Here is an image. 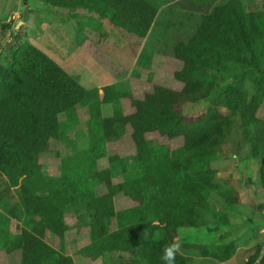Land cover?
I'll return each mask as SVG.
<instances>
[{"label": "trees", "instance_id": "obj_1", "mask_svg": "<svg viewBox=\"0 0 264 264\" xmlns=\"http://www.w3.org/2000/svg\"><path fill=\"white\" fill-rule=\"evenodd\" d=\"M191 1L202 11L200 21L187 41L178 39L173 46V58L180 63L173 78L180 91L154 85L134 99L136 82L131 77L85 89L46 54L15 36L14 49L1 52L0 255L18 256L8 264H76L65 245L70 227L64 219L71 210L78 214L75 233L87 230V243L76 255L103 264H163L164 249L174 244L180 245L174 264H188L192 258L228 264L235 256L233 239H224L218 249L210 243H179L177 236L190 230L210 237L218 226L230 228L227 212L240 199L215 183L212 164L218 147L237 131L239 119L245 124L246 142L261 158L264 192V120L250 119L254 101L248 104L244 88L250 83L257 96H264V5L261 12H252L240 0L216 6L215 0ZM51 5L86 10L84 23L95 31L100 28L91 14H99L113 29L141 42L155 24L161 0H56ZM183 17L182 28L192 16ZM103 37L108 38L106 33ZM151 58L152 52L143 47L134 67L150 70ZM220 75L233 80L222 101L207 103L201 116L188 118L189 108L208 102L217 90ZM126 98L133 109L125 113ZM105 105L112 106L107 117L102 114ZM80 109L87 115L83 128ZM149 134L167 143L150 140ZM65 135L70 145L85 140L86 155L63 164L59 180L46 175L39 156L50 140L63 142ZM125 136L134 154L108 155V141ZM105 158L106 164L100 165ZM121 195L132 204L116 210L115 199ZM206 218L213 228L204 227ZM12 221L21 225L19 234L10 232ZM241 264H264V246L257 245Z\"/></svg>", "mask_w": 264, "mask_h": 264}, {"label": "rangeland", "instance_id": "obj_2", "mask_svg": "<svg viewBox=\"0 0 264 264\" xmlns=\"http://www.w3.org/2000/svg\"><path fill=\"white\" fill-rule=\"evenodd\" d=\"M51 1L56 0H0V54L5 44L14 42L13 36H15L21 42L31 44L46 54L85 89L100 84H112L117 80L119 83L126 82L127 78L121 80L119 77L128 73L131 80L136 82L131 93V97L134 99H141L142 95L150 92L154 85H161L173 91L181 90V84L173 78V72L180 69V63L173 58V46L178 39L187 41L200 21L202 11L195 9L191 0H161V8L155 24L150 27L146 39L141 42L123 30L113 29L108 19L101 18L99 14L95 13L91 14V17L94 18L97 28L100 29L90 30L87 28L88 24L84 23V17L89 15L86 10L71 11L52 7ZM228 1L230 0H215L213 6ZM240 1L249 11L261 12L263 10L264 0ZM170 7L173 13L170 11ZM211 8L212 6H210ZM184 15L192 16V18L186 21L182 28V24L179 22L184 19ZM194 22L197 23L193 26L190 25ZM169 23L179 24L180 27L176 26L175 29H172ZM178 30L182 32L177 33ZM103 33H106L108 38L104 39ZM14 47L15 42L7 53L9 54ZM141 47L152 52L150 70L140 69L137 66L130 69L132 58ZM141 50L138 51L141 52ZM138 75L141 77L140 79L137 78ZM232 83V78L220 75L219 87L208 102L187 108L188 118L201 116L206 111L207 103L218 105L222 101L223 90ZM125 86L123 85V87ZM244 88L248 92V104L254 101L250 119L264 120V96H257V89L250 83H245ZM130 99L126 98L122 101L125 113L133 109ZM78 112L79 127L83 128L84 121L87 119L86 111L80 109ZM102 114L104 117L110 116L112 106H103ZM244 130L245 124L239 119L237 131L227 143L218 147L217 158L212 164L217 175L215 183L233 191L228 193L240 199V205L227 212L226 217L231 225L230 228L223 230L218 226L216 234L210 237L204 233L198 235L190 230L180 231L177 236L179 243H210L218 249H222L224 239L235 240V256L228 264H241L248 258V255L252 254L257 245L264 246V192L260 185L259 175L261 158L255 157L257 155L246 142ZM66 135L63 136V142L50 140L47 151L39 156V164L46 175L59 180H61L63 164L66 167L67 161H77L81 154L86 155L85 140L83 146L80 142L77 144L73 142L70 145L67 141L69 137L66 138ZM147 137L150 140L166 142L160 140L157 134H149ZM107 151L108 155L118 154L122 158L134 154L128 136L120 140L108 141ZM106 161L105 158L99 161V164H106ZM115 201L116 210L127 208L132 204L129 198L125 197L124 200L122 195L118 196ZM214 207L216 210L220 209L218 205H214ZM72 214L65 215L64 219V224L70 227L65 244L67 255L73 258L76 264H103L101 260L93 261L76 255L75 251L87 243L84 237L87 230L83 228L85 234L82 233L79 236L75 233L74 228L79 222L78 214L73 211ZM211 225L210 220L206 218L204 227L211 229L213 228ZM15 226L16 221H12V233L17 232ZM73 238H76L75 241L70 242ZM44 240L49 245L55 246L49 236ZM15 259L17 256L0 255V264H8L10 260L14 261ZM122 259L125 261L127 254H124ZM188 264L206 263L203 258H192Z\"/></svg>", "mask_w": 264, "mask_h": 264}, {"label": "crops", "instance_id": "obj_3", "mask_svg": "<svg viewBox=\"0 0 264 264\" xmlns=\"http://www.w3.org/2000/svg\"><path fill=\"white\" fill-rule=\"evenodd\" d=\"M163 7V6H162ZM160 8H161V6H160ZM160 10V9H159ZM145 39H146V37H145ZM145 39H143V41L145 40ZM141 45V44H140ZM142 48V47H141ZM141 48H138V50L140 51L141 50ZM136 51V54L134 55V58H132V62H131V68L130 69H133L134 68V64H135V61H136V59H137V57H138V55H139V51ZM130 77V75L127 73L126 75H125V77H123L121 80H123V79H125V78H129ZM117 82H119V80H117V81H114V82H112V83H117ZM108 84H110V83H107V84H104V85H108ZM104 85H102V84H100V85H98L97 87H95V88H101L102 86H104ZM72 211L73 210H71L70 212H71V214H68V215H73L72 214ZM74 212V211H73ZM74 213H76V212H74ZM11 225H12V223H11ZM16 233H12V230H11V227H10V232L13 234V235H15V234H19L20 233V230H21V225L18 223V222H16ZM74 231H76V229L74 228ZM47 237V236H46ZM45 237V238H46ZM44 238V239H45ZM75 239L76 238H73V239H71V241L70 242H72V241H75ZM51 245V244H50ZM52 246V245H51ZM52 247H54V248H56L55 246H52ZM76 252V251H75ZM8 256H15V255H8ZM17 256V255H16ZM18 257V256H17Z\"/></svg>", "mask_w": 264, "mask_h": 264}, {"label": "clouds", "instance_id": "obj_4", "mask_svg": "<svg viewBox=\"0 0 264 264\" xmlns=\"http://www.w3.org/2000/svg\"><path fill=\"white\" fill-rule=\"evenodd\" d=\"M179 248V244L166 247L161 256L163 264H174L175 254L179 251Z\"/></svg>", "mask_w": 264, "mask_h": 264}, {"label": "water", "instance_id": "obj_5", "mask_svg": "<svg viewBox=\"0 0 264 264\" xmlns=\"http://www.w3.org/2000/svg\"><path fill=\"white\" fill-rule=\"evenodd\" d=\"M13 44H14L13 41H12L11 43H7V44H5V45H4V48H3V52H4V53L8 52V51L11 49V47H12Z\"/></svg>", "mask_w": 264, "mask_h": 264}]
</instances>
